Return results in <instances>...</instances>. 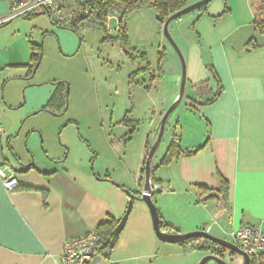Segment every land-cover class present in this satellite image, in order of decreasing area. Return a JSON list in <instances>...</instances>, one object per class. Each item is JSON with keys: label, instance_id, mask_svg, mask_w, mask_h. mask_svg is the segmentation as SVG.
<instances>
[{"label": "crops", "instance_id": "0c3cea01", "mask_svg": "<svg viewBox=\"0 0 264 264\" xmlns=\"http://www.w3.org/2000/svg\"><path fill=\"white\" fill-rule=\"evenodd\" d=\"M200 1L187 0V7ZM258 1L211 0L169 26L174 25L179 36L182 28L195 34L188 47L182 42L187 60L186 115L183 122L178 119L169 145L155 155L152 165L153 202L169 234L205 231L233 242V234L243 227H261L264 232V37L255 25ZM9 14V1L1 0L0 18ZM21 23L20 18L11 20L0 27V34L9 31L16 35ZM51 33L64 50L72 52L76 47L73 35ZM166 56L170 57V52ZM159 64L161 79L166 75V59L161 70ZM29 66L7 46L0 47V168L18 174L20 182L17 190L7 192L0 180V264H57L67 241L104 225L119 224L129 195L138 193L137 201L142 203L148 151L159 135V128L149 127L135 160L124 162L119 174L110 157L91 143L74 150L73 134L63 135L66 149L57 146L55 135L47 134L46 157H37L38 134H29L25 150L23 140L14 139L19 124L14 109L21 105L26 85L21 79ZM152 73L155 78L156 72ZM156 80L150 82L148 91ZM176 81L179 88L181 74L176 75ZM58 88L45 90V100V93L39 96V108L48 106ZM133 122V134L129 127L126 134H130L125 144L130 149L141 129L140 123ZM175 134L182 155L165 163ZM107 144L111 149L120 147ZM92 160L94 169L90 168ZM30 164L33 166L28 169ZM199 187L207 193L199 192ZM139 211V217L125 227L109 253V264H199L210 255L206 250L211 246L204 240L187 245L162 243L142 204ZM223 258L230 264H243L241 258L229 253Z\"/></svg>", "mask_w": 264, "mask_h": 264}, {"label": "rangeland", "instance_id": "374dc122", "mask_svg": "<svg viewBox=\"0 0 264 264\" xmlns=\"http://www.w3.org/2000/svg\"><path fill=\"white\" fill-rule=\"evenodd\" d=\"M20 20L22 23L15 30L16 35L9 31L0 34V47L7 46L11 54L20 55L27 65L31 64L34 52L42 54V57L35 75L30 68L25 67L21 83L26 85L21 93V105L14 109V114L19 119L14 139L23 140L22 148L25 150L29 134H38L40 142L35 145L37 152H34V155L40 157L43 154L46 157L47 134H53V137L55 135L57 146L64 149L67 146L63 143V135L73 134L74 150H83L88 147V143H91L94 147L102 149L108 158L110 157V162L119 167V174L124 168V162L130 164L135 160L149 127L155 130L159 128L164 115L174 104L175 93L179 91L180 94L181 86L176 88V75L183 76V63L178 52L164 36V24L160 23L152 8L136 9L125 21L127 43L123 44L117 19L109 20V31L68 30L55 25L46 13L34 15L28 20L24 18ZM182 20L178 19L174 24ZM51 30L73 35L77 40L74 50L72 52L68 49L64 50L60 40L51 33ZM169 32L187 67L184 54L186 47L182 42L188 47L195 34L188 28H182L180 36L176 35L174 25L169 27ZM129 50L147 56V60L130 59L125 53ZM167 52L171 54L168 58ZM5 56L6 54L3 57ZM162 56L163 64L165 59L167 61V67L165 77L160 79L157 75L159 72L157 66ZM140 69L146 75L135 76ZM152 72H156L157 80L153 85L155 88L152 87V91H148L146 88L152 85L150 83ZM55 83L65 85L64 107L62 103L61 107V104L57 103L47 108H39L41 103V100H38L39 96L45 93L46 97L43 96V99L48 98V92L45 90L59 87ZM41 89L44 91L36 92ZM187 93L185 92L182 102L167 120L162 141L155 154L157 156L169 145L178 119L181 117V121H184ZM36 106L38 107L33 110ZM127 114L132 122L136 121L141 125V129L136 132L132 140L131 149L125 145L126 138L130 136V134L126 135L129 128L122 122ZM107 143L120 147L111 149ZM153 145L150 147L152 148ZM154 162L153 160L152 165ZM90 168L94 169V160ZM131 196L135 200L127 225L139 217V204H142L150 214L146 204L137 201L138 193L129 195ZM148 253L151 254L152 251ZM226 253L230 254L229 251ZM156 255L153 258H156Z\"/></svg>", "mask_w": 264, "mask_h": 264}, {"label": "built area", "instance_id": "2783aa9c", "mask_svg": "<svg viewBox=\"0 0 264 264\" xmlns=\"http://www.w3.org/2000/svg\"><path fill=\"white\" fill-rule=\"evenodd\" d=\"M1 1V0H0ZM10 14L0 18V27L13 19L27 18L46 13L51 21L60 27L72 31L108 29L111 19H121L122 6L113 7L103 21L98 13L104 0H8ZM3 130L0 127V133ZM0 180L7 192L19 188V176L13 171L0 168ZM208 233V232H207ZM100 231L94 230L76 239L67 241L63 254L57 264H91L95 257L100 256ZM237 248L251 258L264 254V232L261 227H243L233 234V242Z\"/></svg>", "mask_w": 264, "mask_h": 264}, {"label": "trees", "instance_id": "16d2710c", "mask_svg": "<svg viewBox=\"0 0 264 264\" xmlns=\"http://www.w3.org/2000/svg\"><path fill=\"white\" fill-rule=\"evenodd\" d=\"M115 6H122V14H121V19L119 21V32L121 35V39L124 43H127V35H126V25H125V21L127 19V16L134 10L136 9H140L142 7H149L152 8L157 16L158 19L160 21V23L165 24V22L174 14L178 13L179 11L185 9L187 7V0H104L103 4L101 5V7L98 8V13L101 17V19L103 21H106V15L107 13ZM254 14H255V25L257 27V30L259 31V33L264 37V0H259L258 2H256V4L254 5ZM34 16V15H33ZM27 17L28 19L31 18ZM104 31L105 28L103 29ZM35 50L33 49V52ZM126 55H128L130 57V59L133 60H147L145 55L143 54H138L133 52L132 50L129 51H125ZM41 57L42 54H36L35 52L32 55V62L30 64V71L32 72V74H34L35 69L37 68V66L39 65V63L41 62ZM164 59L163 56L161 57L160 60V64H159V69L161 70L162 65H163ZM145 72L143 70H139V72H137L135 74V76L144 74ZM156 78H152L150 80V82H153ZM55 85L59 86L57 92L55 93V95L52 97L50 103L48 104V106L53 105V104H57V103H61L63 104V107L65 105V101H64V95H63V88L65 89V85L63 83H55ZM216 99V97L209 101L213 102ZM47 106V107H48ZM46 107V108H47ZM123 124L126 127L131 128V133L133 134V128H135V123L134 124H130V119L128 114L125 116ZM179 136L177 134H175L173 136V140L172 143L169 147V150L167 152V155L164 159L165 163H169L171 160H173L174 158H178L182 155V152L180 150L179 147ZM192 154V153H191ZM189 154V155H191ZM199 192L201 193H207V189L203 188V187H199ZM118 224H110V225H104L101 228H99L98 230L101 233V244L99 247V254L100 256L104 257L108 262L110 261V255L109 253L112 251L110 250V243L113 239V232L115 231L116 227ZM161 230L164 233L166 232V228L165 226L162 224L161 222ZM169 234V233H168ZM200 240H191L188 241L186 243L180 244V245H187L189 243H197ZM207 244H209L211 246V248H209L208 251L210 253V255H217L221 258L224 257L225 251L221 248H219L216 245H213L210 242H207ZM194 249L196 250L197 248L194 247ZM201 250V248H200ZM205 251V250H204ZM251 264H264V254L260 255V256H256V257H252L251 258Z\"/></svg>", "mask_w": 264, "mask_h": 264}, {"label": "water", "instance_id": "95a60500", "mask_svg": "<svg viewBox=\"0 0 264 264\" xmlns=\"http://www.w3.org/2000/svg\"><path fill=\"white\" fill-rule=\"evenodd\" d=\"M211 2V0H202L198 3H195L191 6L186 7L185 9L179 11L178 13L174 14L171 16L164 24V36L168 40V42L175 48V50L178 52V54L181 57L182 63H183V76H182V82H181V90H180V95L178 100L173 104V106L166 112L164 115L160 127H159V135L158 138L151 148L147 161H146V166H145V187L144 191L141 196L142 202L146 204V206L149 209L150 215H151V220H152V225H153V230L154 233L159 241L162 243L166 244H171V245H178V244H183L191 240H204L207 242L212 243L213 245L218 246L219 248L223 249L226 253V251L230 252V255H235L243 260V264H251V257L243 252H241L236 245H234L232 242H228L219 238H216L209 233L205 231H200V232H193L189 234H168L164 233L161 230V220H160V215L158 212V209L153 202V194H154V188L155 186L151 183V174H152V161L155 157V154L157 152V149L162 141L164 131H165V126L167 123L168 118L170 115L175 111V109L180 105L181 101L183 100L184 94H185V87H186V82H187V67L185 64V60L181 55V52L179 48L177 47L175 41L173 40L170 32H169V26L172 22L182 18L185 15L191 14L197 10H200L201 8L205 7ZM41 63V62H40ZM39 65L34 71L35 73L39 69ZM32 162H34V158L31 156ZM16 162L19 165H22L20 160L16 158ZM33 165L26 166L28 169L32 167ZM135 198L133 196L130 197L127 210L125 212V215L117 225L115 231L113 232V239L110 243V250H113L116 243L118 242L122 232L124 231L129 216L132 212L133 209V201ZM215 263V264H230L228 261H226L224 258H221L217 255H208L204 257L199 264H209V263ZM91 264H109V262L102 256L95 257L94 260L92 261Z\"/></svg>", "mask_w": 264, "mask_h": 264}, {"label": "flooded vegetation", "instance_id": "af4514ba", "mask_svg": "<svg viewBox=\"0 0 264 264\" xmlns=\"http://www.w3.org/2000/svg\"><path fill=\"white\" fill-rule=\"evenodd\" d=\"M130 119V118H129ZM130 124H134V122L130 121Z\"/></svg>", "mask_w": 264, "mask_h": 264}]
</instances>
